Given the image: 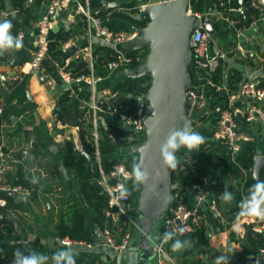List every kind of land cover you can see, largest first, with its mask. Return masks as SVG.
<instances>
[{"label": "crops", "instance_id": "0c3cea01", "mask_svg": "<svg viewBox=\"0 0 264 264\" xmlns=\"http://www.w3.org/2000/svg\"><path fill=\"white\" fill-rule=\"evenodd\" d=\"M165 1L168 0H102L96 2L98 7L93 10L95 15L103 14L105 21L116 24L118 29H132L135 25L126 17L140 19V13L137 11L148 5ZM50 2L51 0H25L23 6L19 7L16 0H0V22L8 19V13H16L17 19L14 21L8 19L13 24L11 34L15 37L19 36L20 32H24L23 46L25 48L35 46L39 49L37 24L45 12H42V8L47 7ZM110 2H116L117 6L108 7L107 4ZM237 2L239 8L234 12L242 9L240 1ZM245 7V13L236 18L245 20L247 17L249 20L254 14L250 9L255 10L257 7L264 9V0H245ZM97 10L100 12L97 13ZM212 13L215 23L221 28L213 37H217L224 45L223 48L229 52L236 49V52L230 53L223 61L224 73L233 74L235 70L242 75L243 82L255 79L264 84V21L254 22L250 28L240 29L237 27L240 20H235L237 25L232 27L225 21L227 17L225 12L214 10ZM61 14L62 19L60 21L55 19L53 29L58 26L57 32L69 36L64 45L66 52L73 48L77 49L71 57H67L71 62L88 64L84 58L86 49L90 46L94 53H98L99 57L105 60L111 57L105 52L106 47H113L116 51L125 49L124 46V48L113 46L96 37L90 38L88 23L80 13L76 2L64 7ZM253 28L257 29V33H251ZM237 29L244 31L241 38L237 37ZM227 30H231L229 34L226 33ZM240 39L250 41L252 47L241 43ZM239 45L242 50L237 49ZM29 50L31 51L30 48ZM18 63V50L15 48L6 50L0 55V116H4L0 124V147L7 167V178L13 183L19 180L30 183L34 191L26 189L24 194L15 197L12 206L5 211V220L0 224V264H12L14 247L17 245H31L41 254L51 258L62 246L60 242L63 240L58 232L62 227L63 212L73 203L80 206L86 226L94 236L93 243L70 245L76 256V264L91 262L112 264L116 261L121 263V257L105 245L103 229L98 227L95 213L84 201L75 171L71 166L67 145L72 143L80 155L82 152L90 153L87 148L90 142L86 138V133L89 132L88 128L92 127L91 108L98 104L110 109L122 100L125 95L118 93L116 88L126 79L123 71L127 67L114 68L111 63L109 66L100 64L96 73L101 81L95 89L83 84L62 93L56 89L62 80H57L46 68L35 70L31 66L32 61L25 64ZM235 63L244 66V71L234 68ZM9 74L11 76L4 82L2 77ZM67 93H70V98L62 102V98ZM29 96L32 97L35 105L33 109L29 105ZM254 104L264 110V100L255 101ZM207 121L212 122L213 118L210 116ZM240 129L252 138L247 145H253L251 147L255 153L264 155V125L259 122L249 125L241 121ZM134 141L139 142L129 144ZM126 142L128 145H115V141L111 142L107 152L102 153L104 163L124 155H132L142 144L141 140L133 138L127 139ZM215 155V151L207 150L196 159L208 165L214 175L223 181L225 187L227 182H232L228 189L232 187L233 190H239L240 180L227 173L229 167H219L213 158ZM252 172L253 167L244 173L245 184L257 182V179L252 177ZM260 181H264V172ZM129 183L134 184V180L131 179ZM186 200L189 204L192 202L190 197ZM133 203L137 209L138 199ZM237 214L230 218L233 220L232 223H227L223 218V229L215 227L208 218L209 247H193L190 255H185L184 251L178 252L174 257V264H214L216 258L221 255L229 256V264H251L248 244L244 240L248 235V228L242 221L243 217H238ZM94 218L96 221L93 220ZM123 218L119 214L112 217L115 230H111L116 241L122 240V235L129 225L126 220L120 223ZM160 229H163V226ZM160 233L161 231L157 241L163 236ZM232 233H235L236 237L233 238ZM135 238L136 229L133 228L132 241ZM152 263L159 264L157 256ZM44 264H53V262L48 259ZM257 264H264V254Z\"/></svg>", "mask_w": 264, "mask_h": 264}, {"label": "built area", "instance_id": "2783aa9c", "mask_svg": "<svg viewBox=\"0 0 264 264\" xmlns=\"http://www.w3.org/2000/svg\"><path fill=\"white\" fill-rule=\"evenodd\" d=\"M188 1L192 3V0ZM73 2L77 3L80 13L88 23L90 38L96 37L102 39L113 46H125L126 43L137 37V33L132 29L112 31L109 27L104 25L103 19L95 15L89 0H86L84 4L80 3L79 0H51L37 24L40 47L31 63L33 69L40 70L42 62L47 57L48 35L50 30L53 29L57 13ZM225 21L231 24L232 27H236L237 25L235 20L228 17L225 18ZM237 31V37L241 38L244 31L239 29H237ZM19 36L23 39L24 32H20ZM191 48L193 51V66L195 67L193 75L194 84L188 92V115L189 119L193 121L191 126H193V130L197 132L196 125L199 127L202 124V118L211 116L216 120L213 139L223 145L224 148L228 149L232 156H237L242 152L245 145L252 141L249 135L241 131L240 122L244 121L249 125L259 122L264 125V110L254 104L255 101L264 100V86L255 79H248L243 82L238 89L231 91L227 83H223L220 86L214 83L212 80L213 76L217 73L223 61L229 57L230 53L236 52V49L229 52L227 49L220 47L214 41V37L205 30L197 29L194 32L191 40ZM237 49L242 50L243 48L239 45ZM119 52L123 55L118 62L112 63V66L114 68H130L131 59L125 56L123 50ZM84 59L88 62L87 68L89 69V73L80 76H74L70 71V59L66 60V65L64 67L56 65L60 79L69 83L72 89L83 84L95 89L96 85L101 81L94 67L95 57L91 46L86 49ZM208 86L216 87L218 91L225 94V99L212 109L209 108L212 101L206 96V88ZM121 108L123 107L105 109L98 104L93 105L91 108L93 113L92 127H87L89 132L86 133V138L94 148L92 154L94 156V163L101 172V178L98 183L109 195L106 216L113 217V215L119 214L125 218L132 229H136L135 218L132 219L128 215V211L131 207L129 197L126 199L119 198V185L125 183L128 187L131 180V178L125 180L124 173L131 172L124 165H115L109 172L105 171L102 156V141L103 135L110 139L111 142L115 141L114 135L108 133L107 119H117L120 127H134L136 133L141 137L139 140L143 143L146 139L145 121L147 115L144 106L140 104L132 107L128 113L123 112ZM183 152L184 151H180L177 154V158L183 160V157H185ZM121 168L123 172H121ZM25 192L26 188L24 186L15 184L7 178V167L3 161V150L0 147V224L5 220L8 199L20 196ZM175 197V203L167 213L162 224L164 230L163 236L155 243L159 264H174L175 256L168 251L171 240L167 242L164 240L165 233H176L173 238L175 240H181L187 235L193 234L203 228H208V216L206 211L213 212L218 218H222L223 216L215 197L209 190L198 188L195 195H176ZM188 197L192 200L190 204L186 200ZM126 204H129L128 208ZM202 205H204V207H202ZM242 221L245 225H254V231L264 233V221L250 220L247 218H243ZM181 227L187 229L183 234L179 232ZM103 236L105 245L120 257L122 253L128 250L132 242V230H128V228L120 242L115 240L113 231L110 228H105L103 230ZM63 243L68 246L79 244L69 239H64ZM262 253L264 254V249ZM112 264L121 263L116 261Z\"/></svg>", "mask_w": 264, "mask_h": 264}, {"label": "trees", "instance_id": "16d2710c", "mask_svg": "<svg viewBox=\"0 0 264 264\" xmlns=\"http://www.w3.org/2000/svg\"><path fill=\"white\" fill-rule=\"evenodd\" d=\"M25 0H16V3L19 7L23 6ZM80 3H85L86 0H79ZM90 5L92 9L98 7V3L90 0ZM192 5L196 7V12L198 14L211 13L214 10L219 12H225L227 17L233 20H240V23L237 25L240 29L250 28L251 24L254 22H261L264 18V9L256 8L254 10L253 17H251L248 21L244 19L236 18L234 16V11L239 8V4L235 0H192ZM25 12H28L25 10ZM140 13L139 11H137ZM97 17L103 19L104 25L109 27L112 31H122V30H130L125 28H120L116 26V24L106 22L103 14L96 15ZM129 22L134 25H138L141 27L146 26L147 21L136 19L134 17H126ZM28 22V20L26 21ZM216 32L219 33L220 26L216 25ZM231 30H227L226 33H230ZM38 31H36V35ZM68 35L63 34L62 32H55L53 29L50 30L48 35V51L47 57L42 62V67L46 68L53 76L60 80L57 74L56 65L60 67H64L66 65L67 60V52L64 49L65 43L68 41ZM31 49V51L29 50ZM38 51L37 47L30 46L24 47L18 50L19 63L25 64L32 61L35 57L36 52ZM124 54L127 58L131 59L130 67H136L140 65L144 59L148 55V50L135 51V50H126L124 49ZM105 52L111 57L108 60H105L103 57H99L98 53H94L95 62L94 67L97 68L100 64L109 66V64L118 62L123 55L121 52L116 51L113 47H106ZM70 71L74 76H80L82 74H88L89 69L85 67L79 66L77 62H71L69 64ZM212 80L214 83L219 86L223 83H227L231 91H234L239 88L240 84L243 82L242 75L233 70V74H225L224 69L221 67L218 69L217 73L213 76ZM151 77H145L141 79H132L126 78L124 82L120 83L116 91L118 93L124 94L125 96L120 100L117 104H114V108L117 109L119 107L123 112H130L132 107L139 105L137 99H135V95L141 94L145 95L148 89L151 86ZM264 86V84H261ZM206 96L210 99L211 105L210 109H212L218 103H221L225 99V94H222L221 91H218L216 87H207L206 88ZM70 98V93L65 94L62 98V102L67 101ZM105 109H107L105 107ZM4 116H0V124ZM108 121V133L113 134L115 137V145H128L126 142L127 139L133 138L135 139V135L125 130V128L120 127L117 119H112ZM205 122H207V118L203 117L201 120L202 125L197 128V132L202 134L206 139L205 143L200 146L201 150H213L215 151V156L213 157L215 161L218 163L219 167H229L227 173H229L234 178L240 180V189L233 190L232 187L228 189L229 192L233 193L234 200L231 204H226L221 199V194L226 190L225 184L223 181L219 179L208 165L205 163H201L196 157L187 152H183V161L179 160L178 167L173 170L172 179H173V193L178 196H192L195 195L198 191V188H202L205 190H209L215 200L218 203L219 209L222 211V218H218L213 212L206 211V214L209 220L214 224L215 227L223 229V218H225L227 223H232L233 220L230 218L233 217L235 213L240 211L238 205L243 197L248 195L250 187L254 184V182H249L245 184V172L251 170L254 164V156L255 151L253 147L249 145H245L242 152L237 156H232L230 151L223 147L219 142L214 140V129L213 127L216 124V120L213 119V126L209 129L207 128ZM103 137H105L103 135ZM139 141H134L129 144H137ZM111 145V140L105 137V140L102 141V153H106L108 147ZM89 152L93 154L94 148L92 146L87 147ZM68 156L71 160V166L73 167L76 175L77 182L80 186L84 201L87 205H89L97 218V225L101 229L110 228L115 230V222L112 217L106 216V211L108 208L109 195L103 190V188L99 185L98 181L101 178V172L98 166L93 163L91 166H88V160L81 156L80 154L75 152L74 145L69 143L67 145ZM134 159H139L138 153H133L132 155H124L119 159H115L113 161H107L104 163L105 171L109 172L110 169L115 165H124L131 172L132 162ZM15 184H19L24 186L27 190L34 191L31 184L27 183L23 180L17 181ZM128 188L131 191V195L129 196V202L133 203L137 201L140 185L137 186L135 184H128ZM15 197L8 199V207L12 206L14 203ZM7 210V209H6ZM248 228V235L244 238L248 244V253L250 255L251 264H257L259 260L262 259L264 249V233H259L254 231V225H246ZM59 237L64 239H69L72 242L77 243H93L94 236L90 229L86 226V220L81 208L78 204L73 203L67 207V209L63 212L62 216V227L59 229ZM125 235H122V237ZM232 237H236L235 233H232ZM188 241L189 246L184 248L185 255H190L192 253L193 247L196 248H207L210 245V238L208 235V228H203L193 234L187 235L181 239V241ZM175 239L171 240V244L174 243ZM120 242V241H118ZM14 249H20L24 252L25 255L29 254L31 251L35 250L31 245H17ZM168 251L176 256L178 252H173L171 249V245L168 247ZM180 251V252H183ZM89 264H95L91 262Z\"/></svg>", "mask_w": 264, "mask_h": 264}, {"label": "water", "instance_id": "95a60500", "mask_svg": "<svg viewBox=\"0 0 264 264\" xmlns=\"http://www.w3.org/2000/svg\"><path fill=\"white\" fill-rule=\"evenodd\" d=\"M235 1H240L242 4L241 11L234 13L235 17H240L246 10L245 0ZM107 6L116 7L117 3L110 2ZM45 9L46 6L42 8V12ZM99 12L100 10H97V13ZM139 12L140 19L147 21V24L144 27L133 26L132 30L137 33V37L126 43L124 47L129 51L147 49L148 55L140 65L125 69L123 74L126 78L151 77L152 79L151 86L145 95H135V99L144 106L147 115L145 121L146 139L137 147L136 153H138L139 159L143 158L148 179L140 185L135 217L136 238L131 242L128 250L122 253L121 264H153L152 260L157 256L155 243L160 228L176 200L173 193V170L163 165L159 151L160 145L172 130L183 127L185 121L193 124L188 115V92L194 84L195 67L193 66L191 48L194 32L197 29H203L212 36L217 35L215 29L217 24L214 21L213 13L198 14L196 7L188 0L159 2L148 5L144 9H140ZM7 18L14 21L18 17L16 13L10 12L7 14ZM55 19L57 21L62 19L61 11L57 13ZM245 20L248 21L247 17ZM53 31H59V27L55 26ZM251 33H257V29L253 28ZM240 42L252 47L250 41L240 39ZM76 50L73 48L67 51V57H71ZM79 66L87 67L88 64L82 62ZM233 66L244 71V66L240 64L235 63ZM9 76L11 74L4 75L2 80L6 82ZM56 89L66 93L72 88L66 81H61ZM29 105L31 109L35 107L31 96H29ZM125 130L133 134L136 133L134 127H126ZM180 151L191 153L196 157L201 155V148L191 151L182 148ZM75 152L79 153L77 149ZM81 155L88 160V166L94 163L92 154L82 152ZM179 159L183 161L181 158ZM263 172L264 155L255 153L252 177L260 180ZM231 184L232 182H227L226 189ZM126 207L128 208L129 204H126ZM93 220L96 221V218ZM123 220L125 218L120 223Z\"/></svg>", "mask_w": 264, "mask_h": 264}, {"label": "clouds", "instance_id": "9594fccd", "mask_svg": "<svg viewBox=\"0 0 264 264\" xmlns=\"http://www.w3.org/2000/svg\"><path fill=\"white\" fill-rule=\"evenodd\" d=\"M13 24L10 20L5 19L0 22V53L6 50L15 48L19 50L23 46L22 38L20 36H13L11 30ZM205 137L193 130L191 124L185 121L183 127L172 130L164 142L160 145V157L163 165L171 170L178 167L179 160L176 153L182 148L189 151L199 149L205 143ZM121 172L123 169L121 168ZM133 179L134 184L139 186L145 183L148 179L147 169L144 167L143 158L134 159L132 162L131 173H124V179ZM131 195V191L125 183L119 185V198L126 199ZM221 199L226 204H231L234 200L233 193L227 189L221 194ZM240 211L238 217L247 218L250 220L264 221V181L257 179L248 192L246 197H243L238 205ZM187 229L181 227L179 232L183 234ZM176 233H165L164 240L167 242L172 240ZM61 243V248L58 249L51 258L47 255L31 251L25 255L20 249H16L13 253L14 259L12 264H44L45 261L51 259L53 264H76V256L73 249ZM189 246L188 241H181L176 239L171 244L173 252L183 251L185 247ZM214 264H229V256L221 255L216 258Z\"/></svg>", "mask_w": 264, "mask_h": 264}, {"label": "rangeland", "instance_id": "374dc122", "mask_svg": "<svg viewBox=\"0 0 264 264\" xmlns=\"http://www.w3.org/2000/svg\"><path fill=\"white\" fill-rule=\"evenodd\" d=\"M214 41L220 46V47H224V45L220 42V40L217 38V37H215L214 38ZM120 47H123V46H120ZM124 48V47H123ZM122 50H124V49H122ZM86 112H88V111H86ZM205 124H206V126H207V128H211L213 125V123L212 122H205ZM202 125V124H201ZM200 125V126H201ZM192 128H193V126H192ZM197 128H198V125H196V130H197ZM134 135H135V139H141V137H140V135L139 134H137V133H134ZM202 152H205V151H203V150H201V154H202ZM201 156V155H200ZM200 156H198V158H200ZM196 157V156H195ZM136 207H135V205H134V203H131V207H130V209H129V211H128V215H129V217L130 218H132V219H134L135 217H136ZM128 230H132V227H131V225H128ZM160 231H161V235L163 234V232H164V230L163 229H160Z\"/></svg>", "mask_w": 264, "mask_h": 264}]
</instances>
